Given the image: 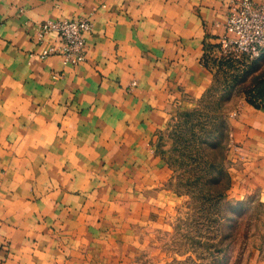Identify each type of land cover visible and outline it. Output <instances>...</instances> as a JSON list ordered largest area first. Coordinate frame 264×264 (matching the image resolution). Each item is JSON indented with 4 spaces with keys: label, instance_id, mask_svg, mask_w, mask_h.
<instances>
[{
    "label": "crops",
    "instance_id": "crops-1",
    "mask_svg": "<svg viewBox=\"0 0 264 264\" xmlns=\"http://www.w3.org/2000/svg\"><path fill=\"white\" fill-rule=\"evenodd\" d=\"M229 4L0 0V264H131L136 225L182 201L161 139L213 85ZM77 17L83 59L41 57L38 23ZM230 126L229 194L264 202V104Z\"/></svg>",
    "mask_w": 264,
    "mask_h": 264
},
{
    "label": "rangeland",
    "instance_id": "rangeland-1",
    "mask_svg": "<svg viewBox=\"0 0 264 264\" xmlns=\"http://www.w3.org/2000/svg\"><path fill=\"white\" fill-rule=\"evenodd\" d=\"M211 62L213 85L161 139L182 201L136 225L141 245L131 264H254L264 256V202L227 190L230 116L245 100L264 104V54L243 62L218 53Z\"/></svg>",
    "mask_w": 264,
    "mask_h": 264
},
{
    "label": "built area",
    "instance_id": "built-area-1",
    "mask_svg": "<svg viewBox=\"0 0 264 264\" xmlns=\"http://www.w3.org/2000/svg\"><path fill=\"white\" fill-rule=\"evenodd\" d=\"M226 32L220 37V52L247 61L264 54V3L229 0ZM94 28L90 17L46 19L38 23L36 35L44 41L54 34L56 42L45 47L41 57L59 54L65 63L80 62L85 53L86 33Z\"/></svg>",
    "mask_w": 264,
    "mask_h": 264
},
{
    "label": "trees",
    "instance_id": "trees-1",
    "mask_svg": "<svg viewBox=\"0 0 264 264\" xmlns=\"http://www.w3.org/2000/svg\"><path fill=\"white\" fill-rule=\"evenodd\" d=\"M243 62H247V61H243ZM230 186H231V176H230V183H229L227 190L230 189Z\"/></svg>",
    "mask_w": 264,
    "mask_h": 264
}]
</instances>
